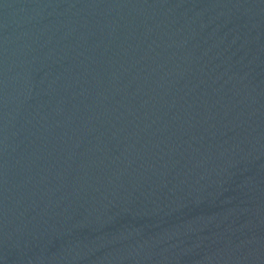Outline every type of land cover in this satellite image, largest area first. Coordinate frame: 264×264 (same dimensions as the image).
Masks as SVG:
<instances>
[{"label": "water", "instance_id": "obj_1", "mask_svg": "<svg viewBox=\"0 0 264 264\" xmlns=\"http://www.w3.org/2000/svg\"><path fill=\"white\" fill-rule=\"evenodd\" d=\"M0 264H264V0H0Z\"/></svg>", "mask_w": 264, "mask_h": 264}]
</instances>
